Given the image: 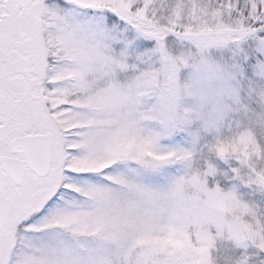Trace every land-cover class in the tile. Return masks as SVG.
<instances>
[{"label":"snow or ice","instance_id":"6c2138e0","mask_svg":"<svg viewBox=\"0 0 264 264\" xmlns=\"http://www.w3.org/2000/svg\"><path fill=\"white\" fill-rule=\"evenodd\" d=\"M0 264H264V0H0Z\"/></svg>","mask_w":264,"mask_h":264}]
</instances>
